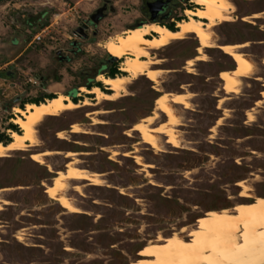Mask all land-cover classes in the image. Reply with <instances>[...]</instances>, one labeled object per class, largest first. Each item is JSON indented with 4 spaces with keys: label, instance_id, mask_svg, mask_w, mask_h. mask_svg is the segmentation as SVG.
<instances>
[{
    "label": "rangeland",
    "instance_id": "obj_1",
    "mask_svg": "<svg viewBox=\"0 0 264 264\" xmlns=\"http://www.w3.org/2000/svg\"><path fill=\"white\" fill-rule=\"evenodd\" d=\"M102 1L0 0V135L9 137L14 108L24 109L29 99L88 89L84 82L96 71L97 60L108 55L104 43L136 27L143 0H122L115 13L98 23L96 38L82 46L81 55L67 65L56 62L57 50L66 47L73 29ZM109 1L113 6L116 0ZM190 1L181 0L168 23L176 28L174 19L188 20L184 10L198 8ZM229 3L231 20L208 30L209 48H201L197 35H187L150 51L153 68L160 71L157 87L150 77L138 76L116 101L98 104L78 89L81 96L75 103L80 106L86 97L92 106L41 120L34 126V146L0 159V264H145L156 256L149 243L159 236L167 243L184 228L183 236L194 231L197 240L209 228L211 212L242 207L247 201L240 198V182L252 197H264V101H255L258 87L252 83L254 76L264 77V64L239 77L233 93L225 92L219 77H211L217 69L230 68L227 59L218 60L213 44L264 32V0ZM41 14L42 25L33 32L41 33V42L20 57L26 45L21 49L10 43L21 33L18 19ZM256 47L247 43L237 50L254 60ZM187 61H192L190 66ZM212 64L218 66L208 67ZM36 76L43 77V86ZM155 87L185 95L186 108L172 97L168 102L175 123L165 128L178 148L168 136L150 132L154 149L133 130L146 117L153 118L145 123L148 130L167 122L155 110L154 101L161 95ZM72 125L78 133H72ZM46 152L43 165L32 161L34 154ZM68 166L97 180L96 186L62 180L58 195L76 213L49 199L54 179L58 173L68 174Z\"/></svg>",
    "mask_w": 264,
    "mask_h": 264
},
{
    "label": "bare ground",
    "instance_id": "obj_2",
    "mask_svg": "<svg viewBox=\"0 0 264 264\" xmlns=\"http://www.w3.org/2000/svg\"><path fill=\"white\" fill-rule=\"evenodd\" d=\"M229 1L191 0L190 2L198 8L184 10V15L188 20L177 22L174 32L158 24H149L126 30L122 35L109 39L104 43L103 48L107 50L110 57L120 60L119 70L123 75L114 78L103 75L96 77V81L110 91V94L104 93L97 87L90 89L81 87L79 92L86 97L94 96L95 100L100 103L101 101H115L120 97L125 85L138 76L150 77L157 87L160 71L153 68L156 63L151 62L150 51L165 48L175 41L182 40L187 35H197L205 47H210L208 30L216 22L231 20L230 12L233 8ZM229 51L233 52L232 48ZM237 58L241 70L223 75L230 90L236 86V78L242 77L250 71L249 63L242 56ZM155 90L161 93L157 88ZM86 97L81 104L90 106L91 103ZM170 97L173 101H178L181 96L164 93V96L158 97L159 99L156 101L157 106L172 117L171 124L167 126L175 123L173 112L168 107ZM76 108L78 106L63 95H57L53 99H47L39 104H26L24 109L14 108L16 117L11 122L19 128V133L10 131V142L7 145L0 144V159L6 157L9 152H22L26 148L34 146V126L38 122L48 117H57ZM147 121L151 122L152 118ZM165 127L161 128V132L169 133L174 139V144L178 147L172 131ZM76 129L78 132V127ZM136 129L142 132L148 143L155 149L157 148L150 132L158 134L160 130H148L145 124H140ZM48 154V152L36 153L32 161L43 165L42 157ZM63 179L87 180L94 185H97V180L93 174L87 175L84 172H78L70 166H68V174H57L54 179L55 185L50 189L49 199L59 203L65 210L76 213V209L68 200L58 195V192L63 188ZM239 186L242 188L240 198L247 201L242 207L211 212V218L207 223L209 228L200 232L197 240L194 231L189 236H183L184 228L178 234H173L167 243L159 236L154 242L149 243L153 246L151 248L156 256L146 260L145 264H264V197H252L244 181L240 182ZM242 230L244 231L243 237L241 236Z\"/></svg>",
    "mask_w": 264,
    "mask_h": 264
},
{
    "label": "flooded vegetation",
    "instance_id": "obj_3",
    "mask_svg": "<svg viewBox=\"0 0 264 264\" xmlns=\"http://www.w3.org/2000/svg\"><path fill=\"white\" fill-rule=\"evenodd\" d=\"M180 1L181 0L141 1V5L139 7L140 17L138 19L139 21H137L136 23V27L149 25L152 23H168L169 20L173 19V13L178 8L177 6L178 4H180ZM42 16L43 14H41L39 17H29L24 19L23 21L18 19L21 27V30L19 31L21 33L14 39H11L10 43L11 45H13V47L18 46V48L21 49H23L24 47L22 45H26V49L20 52V57L22 56L23 52L31 48L33 44H36L33 42V32L38 26L42 25ZM87 20L88 19H85V21L80 22V24L73 29L72 36L68 38L69 40L66 44V47L57 50L60 51V53L55 56V60L58 63L64 65L72 63V60L75 57L81 55L83 50L82 46L89 42L90 39L96 38L97 25H92ZM97 65L98 67L93 75L88 78L86 82H84L85 87H88L91 84H95L94 78H96L99 73L103 72V69L107 70L109 67L117 66V60L112 59V57L107 55L105 56V58L97 60ZM4 74L8 77L9 72L5 71ZM88 75L89 74H87V76ZM78 89L79 88L76 87L68 91L67 96L70 97V99H76V97H80V94L76 93Z\"/></svg>",
    "mask_w": 264,
    "mask_h": 264
},
{
    "label": "crops",
    "instance_id": "obj_4",
    "mask_svg": "<svg viewBox=\"0 0 264 264\" xmlns=\"http://www.w3.org/2000/svg\"><path fill=\"white\" fill-rule=\"evenodd\" d=\"M122 0H116L115 2H114V4H113V8H114V6H115V9H114V13L116 12V8H117V4H119L120 2H121ZM243 1H247V0H243ZM79 3H74V5L76 6V5H78ZM133 4V3H132ZM232 13H233V10L231 11ZM230 12V15L232 14ZM241 20V19H240ZM227 22H229V21H227ZM238 22H241V21H238ZM217 24H220V23H222V22H216ZM215 23V24H216ZM215 24L213 25V26H215ZM242 25H244V26H248V24L247 23H241ZM127 30H131V29H127ZM126 31V30H125ZM121 33H124V31L123 32H121ZM196 36V35H195ZM198 38V37H197ZM198 40H199V42H200V45H201V48H209V47H205V45L202 43V40L201 39H199L198 38ZM247 43H249L251 46H257L256 47V50H254L253 52H252V54L254 55V60H250V59H248V57H247V55L246 54H242L241 52H240V50H237L239 47H241L242 45H247ZM213 46V50H214V53L216 54V55H218L219 57H217L218 58V60L219 59H231V65H228V66H230V68H229V70H219V69H217V71L214 73V74H212L213 76H211V77H215V78H217V77H219L220 78V80L221 81H223V89L225 90V92L226 93H233V92H235V86L234 87H232V90H230L229 89V87L227 86V82H226V80L223 78V75L225 74V73H233V72H239L240 70H241V65H240V62L238 61V56H242L248 63H249V65H250V67L252 68V71H255V69H256V66H262L261 64H262V62H263V64H264V32L263 31H257L256 33H254V38H248V39H245L244 37L243 38H239L238 39V41H236V42H230V43H223V44H221V45H212ZM221 47V48H220ZM225 48V49H224ZM232 48V50H233V52L231 51H229V49H231ZM198 51V50H197ZM200 51V50H199ZM233 53V54H232ZM249 55H251V54H249ZM194 57H196V59L195 60H197V61H199L200 60V57H198V56H193V58ZM223 61V60H222ZM230 61V60H229ZM192 63V61H187L186 62V64L188 65V66H190L191 65V63ZM218 63V62H217ZM220 63H222V62H220ZM233 63L235 64V68H234V65H233ZM222 64H225V62L223 61V63ZM218 65L216 64H212V65H208V67H210V68H215V67H217ZM239 66V67H238ZM210 68L208 69V71L210 70ZM234 68V69H233ZM250 68V69H251ZM227 71H229V72H227ZM245 76V75H244ZM145 77V76H144ZM243 77V76H242ZM254 79L252 80V83L254 84V85H256V87H258V89H257V96H258V98H257V100H255V101H259L260 100V97L261 98H263V101H264V89H263V87L261 86L262 85V83L259 81V79L258 78H261L263 81H264V77L263 76H254L253 77ZM237 82H239L240 81V79L239 78H236L235 79ZM152 82V81H151ZM153 83V82H152ZM154 84V83H153ZM228 90H229V92H228ZM232 91V92H231ZM173 95H175V96H177V97H179V96H181V97H179L180 99L178 100V101H173L175 104H179V105H183L185 108L187 107V103L185 102V95L184 94H173ZM164 96V93H161V95L160 96H158L159 98H161V97H163ZM156 98L155 99V101H154V106H155V110L156 111H159V112H161V113H163L166 117H167V122H164V123H162V124H160L158 127H156V128H154L153 130H155V131H159L160 130V134H163V135H166V136H168L169 137V143L172 145V147L173 148H178V147H175V145H174V139H173V137H171V135L169 134V133H167V132H161V128H164L165 126H167V125H170L171 124V122H172V117L165 111V110H163L162 108H160L159 106H157V104H156V101L159 99V98ZM182 98H184V99H182ZM118 99V98H117ZM184 100V101H183ZM94 101H96L95 100V98H94ZM116 101V100H115ZM183 101V102H182ZM101 102H103V101H101ZM104 102H114V101H104ZM82 103V102H81ZM80 103V106L78 105V104H76L77 106H78V108L79 107H81L82 106V108H86V107H89V106H84V105H82ZM97 103H99V102H97L96 101V104ZM84 106V107H83ZM90 106H92V104L90 105ZM78 108H76V109H78ZM73 110H75V109H73ZM70 111H72V110H70ZM88 115H90V114H88ZM170 117V118H169ZM149 118H152V117H146L145 119H143L142 121H141V123H138V124H136L135 126H134V131H136V132H138L141 136H142V140H143V143H145V144H147V145H149V146H151L152 148H154L150 143H148L147 141H146V139H145V137H144V135L142 134V132H140V131H138V129H136L140 124H145V123H147L148 121H147V119H149ZM152 120H153V118H152ZM151 123V122H150ZM146 125V124H145ZM76 127H78L77 125H72V127H71V129H72V133H74V134H76V133H78L77 132V129H76ZM75 130V131H74ZM155 149V148H154ZM68 154V153H67ZM71 155V153H69L68 154V156H70ZM77 181H87V180H77ZM87 182H90V181H87ZM90 184L91 185H93V186H96V185H94V184H92L91 182H90Z\"/></svg>",
    "mask_w": 264,
    "mask_h": 264
},
{
    "label": "trees",
    "instance_id": "obj_5",
    "mask_svg": "<svg viewBox=\"0 0 264 264\" xmlns=\"http://www.w3.org/2000/svg\"><path fill=\"white\" fill-rule=\"evenodd\" d=\"M187 1V0H185ZM181 20H184V18H176L174 19L175 22H179ZM158 25H161L163 27H165L167 30L171 31V32H174L176 31V28L174 26V23H157ZM134 29L137 28V27H133ZM132 29V28H131ZM228 60V64L231 65V59H227ZM230 60V61H229ZM234 65V68H235V64L233 63ZM232 66V65H231ZM118 75H122V73H120L118 70H117V67L116 66H113V67H109L105 72H104V76L106 77H109V78H114L115 76H118ZM92 87H97V88H101L102 89V86L98 83L96 84H91L89 85L87 88H92ZM105 93V92H104ZM111 93V92H110ZM110 93H106V94H110ZM91 96V95H90ZM55 96L54 95H44L43 97H40V98H35V99H29L27 102L29 104H39L40 102L43 101V99H48V100H51L53 99ZM71 101L73 103H75L76 99L73 98L71 99ZM76 104V103H75ZM8 130L12 131V132H15V133H19L18 131V128L16 127V125H9L8 126ZM10 142V138L7 137L6 135H0V144H3V145H7L8 143Z\"/></svg>",
    "mask_w": 264,
    "mask_h": 264
},
{
    "label": "water",
    "instance_id": "obj_6",
    "mask_svg": "<svg viewBox=\"0 0 264 264\" xmlns=\"http://www.w3.org/2000/svg\"><path fill=\"white\" fill-rule=\"evenodd\" d=\"M66 1V0H65ZM114 13V8L112 6L111 1L109 0H103L100 7L94 10L89 16H88V22H90L92 25H98V23L106 18L108 14ZM152 24H157V23H152ZM132 29H134L132 27ZM60 51H57L55 53V56L59 54ZM113 59V58H112ZM57 62V61H56ZM234 69V68H233ZM36 79L41 83L40 86H43V77L36 76Z\"/></svg>",
    "mask_w": 264,
    "mask_h": 264
},
{
    "label": "built area",
    "instance_id": "obj_7",
    "mask_svg": "<svg viewBox=\"0 0 264 264\" xmlns=\"http://www.w3.org/2000/svg\"><path fill=\"white\" fill-rule=\"evenodd\" d=\"M43 31H44V30H42L41 32H43ZM33 42H34V43L41 42V33H40V34H36L35 36H33ZM29 82H31V81H29ZM31 84L35 85L36 82L31 83Z\"/></svg>",
    "mask_w": 264,
    "mask_h": 264
}]
</instances>
